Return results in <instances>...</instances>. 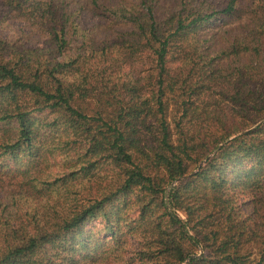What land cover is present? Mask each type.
Instances as JSON below:
<instances>
[{
    "label": "trees",
    "instance_id": "1",
    "mask_svg": "<svg viewBox=\"0 0 264 264\" xmlns=\"http://www.w3.org/2000/svg\"><path fill=\"white\" fill-rule=\"evenodd\" d=\"M0 1L47 25L44 46L0 37V173L22 175L0 264H264V0L234 33L241 0L106 7L127 27L98 40L49 1ZM55 150L63 173L29 176ZM29 196L43 206L16 217Z\"/></svg>",
    "mask_w": 264,
    "mask_h": 264
},
{
    "label": "rangeland",
    "instance_id": "2",
    "mask_svg": "<svg viewBox=\"0 0 264 264\" xmlns=\"http://www.w3.org/2000/svg\"><path fill=\"white\" fill-rule=\"evenodd\" d=\"M48 1L51 3L57 16H60L61 19L62 17H66L65 25L70 30L73 27L76 29H91V27L94 26L91 30V35H93L96 40L100 39L102 35L106 33L116 35L117 32L127 27L116 21L110 22L107 12L104 11L106 7L143 11L145 10L144 6H151L153 13L160 19L168 17L169 15H175L177 12L181 10L184 11L187 8L196 10L201 9L204 10V12H209L222 8L227 2V0H94L95 4L99 5V8L96 6V9L92 8V0H27L25 4L27 9L31 10V3L34 5L36 2L38 6H43ZM251 1L253 0L240 1L241 8L244 12H242L240 20L226 26V28H231V33L243 28L245 22L250 19L249 14L251 12H247V9ZM238 23L240 25H237ZM46 26L47 25L36 22V20L27 15L26 12L21 13L20 10H14L5 6L0 1V37L13 42L18 49L44 46V41L46 40ZM211 28L217 31L219 29L217 27ZM244 30L246 29L244 28ZM76 34H72L73 40ZM75 39L77 41L79 37ZM240 60H246V56H242ZM214 97L217 99L220 95L216 94ZM221 103L226 104V102L223 101ZM171 107V104H169L168 112ZM48 138L50 144L54 145L53 140L50 139L51 137L48 136ZM59 153V150H55L52 154L45 156V162H40L39 164L29 167V176L32 177L33 173H36L38 179L49 181L63 173L68 166L63 159H68V156H74V153ZM97 172L103 173V167L97 169ZM17 181H22V175L16 171L11 170L0 173V194L6 195L14 192ZM41 206H43L41 200H35L29 196L23 203L18 205L15 215L17 217L24 211L31 213V211L35 209L40 210ZM260 213L264 214V209L260 210ZM9 216L10 218L12 217L11 214H9ZM20 219L24 220L22 217ZM247 247H249V245ZM194 250L196 254L201 252L200 246H196ZM186 262L187 260L185 259L181 264H186Z\"/></svg>",
    "mask_w": 264,
    "mask_h": 264
}]
</instances>
